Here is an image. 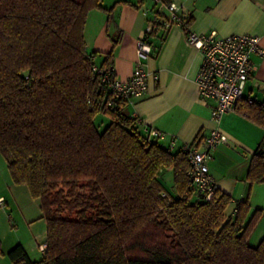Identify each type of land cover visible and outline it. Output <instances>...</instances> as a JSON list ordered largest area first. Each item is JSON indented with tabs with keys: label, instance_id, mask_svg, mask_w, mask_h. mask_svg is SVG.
I'll use <instances>...</instances> for the list:
<instances>
[{
	"label": "trees",
	"instance_id": "obj_1",
	"mask_svg": "<svg viewBox=\"0 0 264 264\" xmlns=\"http://www.w3.org/2000/svg\"><path fill=\"white\" fill-rule=\"evenodd\" d=\"M104 0H0V155L11 182L40 201L46 249L31 261L21 245L11 264H264V239L249 238L264 211L231 197L209 201L192 185L188 152L152 139L142 123L108 106L84 39ZM168 4L171 0H160ZM186 24L189 19L186 17ZM155 27L165 29L159 14ZM161 41L168 29H165ZM240 113L264 128V106ZM194 143L191 144V146ZM168 175L171 190L163 177ZM250 183H264V149ZM4 255L1 249L0 256Z\"/></svg>",
	"mask_w": 264,
	"mask_h": 264
},
{
	"label": "crops",
	"instance_id": "obj_2",
	"mask_svg": "<svg viewBox=\"0 0 264 264\" xmlns=\"http://www.w3.org/2000/svg\"><path fill=\"white\" fill-rule=\"evenodd\" d=\"M118 2L131 5L115 6L110 17L102 10L89 13L84 39L87 52H95L96 62L102 63L113 51V39L121 32L112 58L115 75L121 80L131 76L138 62L144 64L149 74L147 91L142 97L127 102L122 113L141 122L146 131L154 129L165 134L161 144L166 147L173 142L174 150H178L194 143L195 147L203 149V142L214 127L210 113L215 103L203 102L199 97L196 78L202 63L200 53L188 47L186 33L177 25L168 29L161 41L166 30L155 27L163 4L160 0H104L102 6L111 9ZM169 3H174L189 19L187 26L191 32L204 35L215 31L220 37L255 36L264 49V0H171ZM164 15L167 14L164 12ZM149 26L153 27V32L147 36L145 32ZM143 37L152 53L140 60L136 44ZM251 61L254 70L239 107L236 112L225 115L219 126L227 142L214 150L210 162V174L217 190L232 199L230 215L233 216L239 203L248 202V218L256 210L264 211V183L247 180L254 152L259 147L264 149V128L251 122L246 113H240L243 103L264 106V56L253 54ZM16 192L17 186L11 182L6 163L0 156V198H4L8 206L7 200L12 203ZM0 212L4 214L7 209L0 206ZM40 232L32 237L36 243L46 239V232L43 230L44 235ZM253 239L257 240V245L264 239V215L249 238L250 244ZM31 243L16 239L3 252L19 244L30 260L36 261L31 257L34 249Z\"/></svg>",
	"mask_w": 264,
	"mask_h": 264
},
{
	"label": "built area",
	"instance_id": "obj_3",
	"mask_svg": "<svg viewBox=\"0 0 264 264\" xmlns=\"http://www.w3.org/2000/svg\"><path fill=\"white\" fill-rule=\"evenodd\" d=\"M174 3L161 4L159 15L165 29L177 25L186 33L188 47L198 51L202 63L196 78V84L201 101H213L215 103L210 113L214 127L203 142V149L194 145H185L188 152L190 170L188 177L199 194L209 201L217 190L216 184L210 174V162L213 159L214 150L227 142L226 134L220 129L222 118L236 112L243 98L246 83L251 77L254 65L251 61L253 54L264 56L259 38L250 35H231L220 37L213 31L209 34L199 35L189 31L186 24V16ZM164 12L167 15H164ZM153 27H148L145 35H150ZM152 50L144 37L136 44L138 58L144 60L151 56ZM92 71L99 78V89L105 94H111L108 106L115 101L131 102L142 97L147 91L149 74L144 69V64L138 62L131 76L125 80L116 77L113 65L99 67L94 65ZM157 80L156 76H153ZM141 123V122H140ZM152 139L163 141L165 134L150 129L147 131ZM174 147L172 142L169 149ZM0 206L5 208L7 203L0 198ZM41 254L45 252L46 245L42 242L38 245Z\"/></svg>",
	"mask_w": 264,
	"mask_h": 264
},
{
	"label": "rangeland",
	"instance_id": "obj_4",
	"mask_svg": "<svg viewBox=\"0 0 264 264\" xmlns=\"http://www.w3.org/2000/svg\"><path fill=\"white\" fill-rule=\"evenodd\" d=\"M1 159L5 162L2 156ZM169 178L168 175H166V177L164 176L163 183L168 190H171ZM7 201L8 206L5 207L7 212H4V214L0 212V240L3 242L1 245L2 251H7V246L16 239L25 243L31 241L34 247L31 257L39 261L41 259V253L38 249V245L41 244L43 240L39 241L38 238V243H36L32 237L39 231H41L40 233H42V235L46 232L45 220L41 218L40 201L31 198L27 188L21 185L17 186L15 200L12 203L10 200ZM7 215L9 219H7ZM255 241L257 240L253 239L251 244H256ZM0 264H11L6 253L0 256Z\"/></svg>",
	"mask_w": 264,
	"mask_h": 264
}]
</instances>
